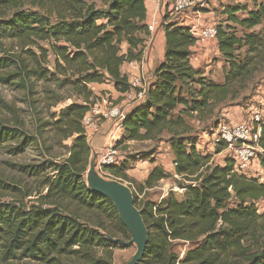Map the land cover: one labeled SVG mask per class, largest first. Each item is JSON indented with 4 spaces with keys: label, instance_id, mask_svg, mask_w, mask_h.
I'll return each mask as SVG.
<instances>
[{
    "label": "trees",
    "instance_id": "trees-1",
    "mask_svg": "<svg viewBox=\"0 0 264 264\" xmlns=\"http://www.w3.org/2000/svg\"><path fill=\"white\" fill-rule=\"evenodd\" d=\"M98 1L0 0V47L11 42L22 53L0 49V83L25 89L28 95H33L30 80L51 85L54 90L45 89L51 106L70 98L63 92L79 100L40 124L61 141H71L67 156L61 162L19 167L38 183L34 201L28 206L0 203V263L113 264L114 250L123 248L103 234L129 240L113 204L85 184L90 150L82 120L96 101L90 84H112L120 94L131 91L121 67L142 61L149 37L147 10L145 0ZM222 14L216 46L224 63L223 82L192 67L190 48L196 40L187 26L164 19L163 58L152 71L145 99L126 112L116 143L119 148L128 142H161L166 133L182 198L169 191L160 202L138 204L136 189L149 190L173 178L159 165L142 184L128 178L125 160L102 169L108 177L129 183L141 210L148 241L139 264H264V210L259 214L257 207L264 201V157L259 160L261 178L235 173L228 156L222 165L212 164L211 155L196 149L198 139L187 122L212 116L264 63V4L254 3L252 9L226 5ZM20 126L0 119V148L11 143L12 155L37 142ZM258 147L264 152V123ZM223 150V144L215 145L216 154ZM153 154L145 152L142 158L150 160ZM0 189L15 188L0 180ZM177 243L188 245L179 261Z\"/></svg>",
    "mask_w": 264,
    "mask_h": 264
},
{
    "label": "rangeland",
    "instance_id": "rangeland-1",
    "mask_svg": "<svg viewBox=\"0 0 264 264\" xmlns=\"http://www.w3.org/2000/svg\"><path fill=\"white\" fill-rule=\"evenodd\" d=\"M86 1H94L97 5H99L98 0ZM254 3L264 4V0H192L191 9L186 15H188L189 18H193V14H199L202 18V21L205 23H211L216 27L224 20L225 16L222 14V9L224 6L243 4L249 9H252ZM166 14L168 15L169 13ZM173 17L175 18L177 16L173 15ZM179 17L181 18V16ZM237 33L239 35L241 33L240 29L238 28ZM209 44L211 46L212 43ZM0 49L2 52H10L13 54L22 55V53H20V51L15 47V44L11 42H4ZM51 61L52 58H50V62ZM212 61L214 62L216 59L213 58ZM138 75H141V77L145 80H148L149 78V72L144 74L139 73ZM131 78L132 77L128 76V80ZM30 83L33 84V95H28L25 89L3 85L0 83V119L5 120L9 126L20 122L22 125L20 126L21 129L27 135L37 139V142L29 146L23 153L18 155H12L9 153L8 149L11 143H7L5 146L0 148V180L15 188L14 190L0 189V203H11L18 201L19 203L22 202L24 205H30L37 196L36 193L38 191V183L34 180V178L29 177L26 173H24V171H22L19 167L30 164L34 165L48 160L61 162L67 156V148L71 144L70 140L61 141L56 133L53 132V130H50L49 128H40V124L45 121H51L50 116L53 113H56L65 105L79 100H77L76 97L70 95L69 92H63L64 96H69L70 98H67V100L62 101L55 106H51V94L45 92V89L52 91L54 90L53 87L51 85L42 84L41 82H35L33 80H30ZM98 93L100 94L101 98H96L95 103L98 104V107L103 108L102 110L108 108L110 105L118 106L122 110L126 111L129 109L128 107L130 106V101L124 103L123 106L118 105L119 101L111 94L109 90L104 89L102 91H98ZM237 105L242 108L243 116H248L250 113L256 111L264 115V63L258 67L257 71L254 72L251 78L247 81L244 88L239 90L237 96L234 99H227L225 102L217 105L212 116L201 122L195 118H190L187 120L192 129L193 137L198 139V141L196 140L198 142L196 149L203 154L211 155L210 162L212 164H222L223 159L226 156L225 151L216 154L215 146L212 144V134H214L217 130L219 123L230 124L226 118L221 116L220 111L222 108H234ZM96 119L97 116L94 115L93 120L98 125V128L93 133L86 134L88 138L100 130L104 124L108 125L105 122L101 123L96 121ZM117 131V136H115L112 140L115 143L121 140V132L119 129H117ZM166 138L167 134L164 133L163 141L161 142H128L124 146H120L118 148L120 153L119 162L125 160L127 161L128 167L130 169L132 167L139 166L141 171L144 170V168H148L151 160L155 162L165 158L167 162H169L171 151L168 144L165 142ZM149 151H154V154L151 156L150 160H143V154ZM257 157V160L259 161L260 157H264V152L259 151L257 153ZM97 170L100 173L103 172L98 168ZM101 174L109 176L108 173ZM175 181H180V178L178 177L168 179V185L164 189L165 191L168 190V192L173 191L175 197L177 199H181L184 192L176 186ZM123 183L127 186L129 184L128 182ZM165 183L166 182L164 181L162 186L159 188H162ZM131 187H133L132 184ZM134 188L135 187H133V189ZM135 191L138 204L145 200L156 201L157 196L162 193L161 189H154L152 191L143 190L142 192H138L136 189ZM28 193L30 196H23V194L27 195ZM257 207L258 213H263L264 201H260L257 204ZM187 248V244L177 243L174 247V251L180 255L181 252L183 250L186 251ZM134 251V246L127 249L114 250L113 264H125L131 258ZM6 264L33 263L15 260L9 261V263Z\"/></svg>",
    "mask_w": 264,
    "mask_h": 264
},
{
    "label": "built area",
    "instance_id": "built-area-1",
    "mask_svg": "<svg viewBox=\"0 0 264 264\" xmlns=\"http://www.w3.org/2000/svg\"><path fill=\"white\" fill-rule=\"evenodd\" d=\"M152 4L155 7H163V16L166 13L170 17L177 16L176 19L181 21L188 20L187 27L189 33L196 40L195 43L209 44L216 41L217 30L211 23H205L199 14H193V18H189L187 12L190 11L192 0H145V5ZM174 18V17H173ZM162 19L158 16H151L147 21V30L149 37L145 42L144 51L155 36L162 29ZM144 54V53H143ZM131 91L123 94L128 101L137 105L145 99L146 87L149 84V79L145 80L141 75H137L128 80ZM138 89V90H137ZM137 90V91H135ZM132 108V107H131ZM98 107L97 103L90 106L89 112L84 116L82 125L86 134H91L97 130L98 125L94 122L93 116H97L96 121L107 124L115 123V129H121V123L125 117L126 110H122L118 106L110 105L108 108ZM264 123V115L259 112H252L249 117L240 123L226 124L219 123L217 130L212 134V144H223L226 156L233 161L234 171L239 175L247 177H261L262 170L257 160V153L262 151L258 147L260 138V126ZM113 130V131H114ZM112 131V133H113ZM112 133L108 139L107 148L101 149L97 155V168L102 171L104 167L119 164L120 153L116 148V143L113 140ZM175 164L172 163V167ZM103 173V172H101ZM185 250L178 255V261L184 256Z\"/></svg>",
    "mask_w": 264,
    "mask_h": 264
},
{
    "label": "crops",
    "instance_id": "crops-1",
    "mask_svg": "<svg viewBox=\"0 0 264 264\" xmlns=\"http://www.w3.org/2000/svg\"><path fill=\"white\" fill-rule=\"evenodd\" d=\"M146 10H147L146 23H147L149 17L156 15L159 18H161L162 20L166 19V22L177 20L178 24L183 25V26H187V22H188L187 19L185 21H181V20H183V18L182 19L180 18L178 21V19L173 18V17H167V18H165L166 16L163 17V7L158 8L152 4H148V5H146ZM126 48H127L126 44H123L122 45V53H125ZM190 50L192 52V57L190 59V63L192 65V67L195 69H199V68L202 69L205 76H207L209 79L213 80L214 82L221 84L223 82L224 63H223V61H221V59L219 57V52L217 50L216 41L213 42L211 44V46H210V44L195 43L190 48ZM146 51H147V53H146ZM163 54H164V32L161 29L155 36H153L152 41L150 42V44L148 45V47L144 51L142 61L139 63L132 62L129 64H127V63L123 64L121 67V71L124 74H126L127 77L128 76L135 77L139 73L144 74L146 72H149V78L148 79L150 82L152 79V71H153L154 67L162 60ZM213 58L216 59V61L213 62L212 61ZM89 88L92 90V92L96 98H101L98 91H102L104 89H107L111 92V94L115 98H117V100L119 101L118 105L123 106L124 103L128 102V100L126 99V97L123 94H120L114 90L112 84H108V83L90 84ZM133 106H134V104L130 103V106L128 108L130 109ZM220 112H221V116L223 118H226L228 120V123H231V124L243 122L251 114L250 113L248 116H243V110L238 105L235 106L234 108H230V107L225 108V109L222 108ZM104 125H106V124H104ZM119 131L121 132L120 136H122L123 129L121 128V129H119ZM156 165L161 166L163 168V170L166 173L172 175L173 178H178L174 174V169L172 167V154H170L169 162H167V160L165 158H162L160 161H155L154 163H150L148 168H144V170H142V171L140 170L139 166L138 167L135 166V167H132L131 169L129 168L126 171V175L128 176V178L130 180L135 181L137 184H142L144 182V180L146 179L151 168L153 166H156ZM168 179H170V178H168ZM168 179L160 181L154 188L149 189L150 191H152L154 189H156V190L161 189L162 190V193H160L158 196L156 195L157 200L154 202H160L167 195L168 190L165 191L164 188H166V186L168 185ZM164 181L166 182L164 184V186L162 188H159L160 186H162ZM145 190H148V189H145ZM170 190H172V189H170Z\"/></svg>",
    "mask_w": 264,
    "mask_h": 264
},
{
    "label": "water",
    "instance_id": "water-1",
    "mask_svg": "<svg viewBox=\"0 0 264 264\" xmlns=\"http://www.w3.org/2000/svg\"><path fill=\"white\" fill-rule=\"evenodd\" d=\"M115 123L104 125L92 134L87 144L90 150L87 169L84 174L87 188L101 197L108 199L116 209L118 217L129 234V240L103 236L123 249L134 246L135 251L125 264H139L148 241L147 229L142 220L141 210L135 206L131 189L120 180L102 175L97 170V155L101 149L107 148L108 139L114 130Z\"/></svg>",
    "mask_w": 264,
    "mask_h": 264
},
{
    "label": "bare ground",
    "instance_id": "bare-ground-1",
    "mask_svg": "<svg viewBox=\"0 0 264 264\" xmlns=\"http://www.w3.org/2000/svg\"><path fill=\"white\" fill-rule=\"evenodd\" d=\"M117 134H118V131H117V129H115V130L113 131V133H112V136L115 137V136H117Z\"/></svg>",
    "mask_w": 264,
    "mask_h": 264
}]
</instances>
